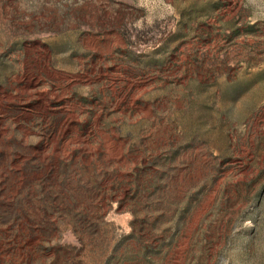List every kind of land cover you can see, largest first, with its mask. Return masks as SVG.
<instances>
[{
	"label": "rangeland",
	"instance_id": "1",
	"mask_svg": "<svg viewBox=\"0 0 264 264\" xmlns=\"http://www.w3.org/2000/svg\"><path fill=\"white\" fill-rule=\"evenodd\" d=\"M0 264H264V0H0Z\"/></svg>",
	"mask_w": 264,
	"mask_h": 264
}]
</instances>
